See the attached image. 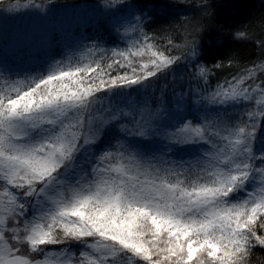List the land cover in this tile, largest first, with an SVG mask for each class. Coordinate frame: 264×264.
<instances>
[{"label": "snow or ice", "instance_id": "snow-or-ice-1", "mask_svg": "<svg viewBox=\"0 0 264 264\" xmlns=\"http://www.w3.org/2000/svg\"><path fill=\"white\" fill-rule=\"evenodd\" d=\"M149 40L86 63L53 57L44 72L0 88V264H246L252 247H264L255 123L264 128V82L249 83L264 64L204 97L211 108L200 111L214 117L182 115L195 108L191 94L166 116L131 100L183 59ZM194 75L207 83L205 67ZM250 92L261 105L246 113L251 125L220 116L253 101ZM167 117H180L171 132L161 128ZM161 137L160 155L133 143ZM185 149L191 160L170 158Z\"/></svg>", "mask_w": 264, "mask_h": 264}, {"label": "trees", "instance_id": "trees-1", "mask_svg": "<svg viewBox=\"0 0 264 264\" xmlns=\"http://www.w3.org/2000/svg\"><path fill=\"white\" fill-rule=\"evenodd\" d=\"M42 2L46 5L55 2L63 7L67 4H89L95 6L96 11L106 4H120L114 5V10L98 11L102 14L99 17V13L90 11L81 15L82 18L71 19L69 25H66L65 20L57 29L58 21L63 17H47L46 23L38 26L42 30L38 34L36 29L31 31V22L24 23L19 15L4 18L0 21V63L4 66L0 68V88H6L14 81L26 80L37 72H44L53 57L64 63H86L88 60L99 59L101 55L107 58L111 56L112 50L130 49L146 35L150 38L149 42L156 45L155 50L182 56L183 59L170 74L161 76L158 82L152 83L146 92L133 91L131 100L137 101L133 107H142L147 102L152 109L166 110L167 116L168 111L181 110L180 108L183 111L185 105L177 104L176 101L186 99L191 94L195 108L182 114L189 116L191 120L192 116L200 115L203 118L206 115H216L215 112L200 111L201 108H211L204 100L208 89H214L218 83L225 85L246 69L264 64V0H0V13L11 8V5ZM53 21L57 22L51 25ZM30 33L34 39L38 35L52 42L51 46H46V51L41 50L43 45L29 46L27 37ZM238 33L244 35L240 36ZM40 37L38 40H43ZM11 38L16 41L8 46ZM59 40L65 44L58 43ZM169 40L172 41L171 45ZM97 44L99 48L92 47ZM192 48H195V56L190 51ZM136 59L146 62L149 54ZM185 64L187 67H184ZM201 66L208 70L207 83L194 75ZM221 68H225V71ZM261 82H264V72L258 69L256 79L249 83ZM249 94L253 96V101L221 108L220 116L223 117L227 112L232 118V125L242 121L249 123L252 119L246 113L257 111L261 107L255 102L260 99L259 93ZM179 118L163 119L162 130L173 131L171 125H175ZM255 119L261 118L257 116ZM114 135L115 133L110 132L108 139H112ZM133 143L139 144L145 152L153 155H160L167 147L163 137ZM170 158L191 160V150H176ZM72 250L77 251L75 247ZM24 254L35 259L42 258L30 252ZM246 264H264V247H252Z\"/></svg>", "mask_w": 264, "mask_h": 264}, {"label": "rangeland", "instance_id": "rangeland-1", "mask_svg": "<svg viewBox=\"0 0 264 264\" xmlns=\"http://www.w3.org/2000/svg\"><path fill=\"white\" fill-rule=\"evenodd\" d=\"M80 4V3H79ZM120 2L118 3H111V4H106L104 6H101L99 8V10H95L94 7L95 6H90L89 4H81L79 6L76 5H70L67 4L65 7L58 5L55 2H49L48 5H46L45 2L42 3H33V4H23V5H11V8H7L5 10H3V12L0 13V21H2L4 18L10 16V15H19L21 16L24 20L23 22L28 23L31 22V31H34L36 29V32L38 34V32L42 31L41 29H39V25L42 24L44 25L46 23L45 19L48 17L53 18L54 16H60L63 17L60 21H58V24L56 26V29L59 28L62 23L66 20V25L70 23V20H77L81 17V15H84L86 12H96L99 13L97 16H102V14L100 12H104L107 9H113L114 10V5H119ZM3 6V5H1ZM89 8H91V10H89ZM100 11V12H98ZM108 13H105V15ZM57 18V17H56ZM82 18V17H81ZM57 22V21H56ZM55 21L51 22V25L56 23ZM40 36L37 35V39H34L32 33H30L27 37V40L29 41V46L32 45H43L42 49L43 51H46V46L50 47L52 42L47 41V39H43V40H38ZM9 39V38H8ZM16 40L11 38L8 42V46L10 44V46L15 42ZM60 44H65L63 43V41L59 40L57 41ZM71 47V46H69ZM74 50V49H73ZM5 51H8V49H5ZM49 64V63H48ZM47 64V66H48ZM0 68H4L3 64L0 63ZM225 71V68H221ZM159 79H154L152 83L154 82H158ZM216 88V86H215ZM214 88V89H215ZM213 88L208 89V91L206 92L207 94L206 97L214 90ZM182 110V108H180ZM259 109H257L258 111ZM262 119H255V123H256V128H257V134H258V138H260V136L262 137V134H264V128H262V123H261ZM253 123V120H251L248 124L251 125ZM201 151H203V149H201ZM190 160V159H188ZM22 247V252L24 253H28V249L24 246ZM40 259V258H39Z\"/></svg>", "mask_w": 264, "mask_h": 264}]
</instances>
